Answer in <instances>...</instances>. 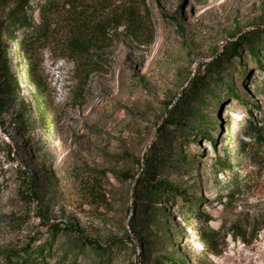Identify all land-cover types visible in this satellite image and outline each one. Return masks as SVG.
Returning <instances> with one entry per match:
<instances>
[{
    "label": "rangeland",
    "instance_id": "rangeland-1",
    "mask_svg": "<svg viewBox=\"0 0 264 264\" xmlns=\"http://www.w3.org/2000/svg\"><path fill=\"white\" fill-rule=\"evenodd\" d=\"M14 2L0 0V22ZM128 3L139 6L144 32L134 37L109 28L108 43L92 44V70L83 71L65 49L60 30L67 12L58 19L57 37L29 60L14 44L6 50L12 84L0 108V255L25 257L54 230L72 226L78 233L69 237L120 241L124 247L108 264H165L162 258L264 264V126L260 139L254 131L264 121V48H257L262 67L247 51L264 37V0H119L115 6ZM30 16L37 23V14ZM232 43L237 49L229 64L236 71L222 67L218 104L204 111L214 129L179 148L164 133V119L178 98L195 108L185 97L192 76L206 74ZM227 85L246 106L225 99ZM40 95L49 110L45 123L35 108ZM152 143L192 163L189 170L159 171L156 180L200 198L197 212L207 223L185 220L178 202L161 205L168 218L163 223L158 215L157 228L134 219L141 216L134 213L132 183ZM216 158L228 168L215 166ZM201 230L215 236L202 240ZM68 236L57 233L54 247Z\"/></svg>",
    "mask_w": 264,
    "mask_h": 264
},
{
    "label": "trees",
    "instance_id": "trees-1",
    "mask_svg": "<svg viewBox=\"0 0 264 264\" xmlns=\"http://www.w3.org/2000/svg\"><path fill=\"white\" fill-rule=\"evenodd\" d=\"M119 0H15L12 8L7 12L5 20L0 22V108L2 107L1 95L8 85L12 84V76L9 72L5 56L6 50L10 44H14V49L26 60L35 53L44 49L54 40L58 33V19L64 14H69V19L64 22L65 27L60 30L65 38V49L80 65L83 71L92 70L95 62L92 44H105L109 41L107 31L109 28L123 27L125 32L134 37H140L144 32V21L141 17L140 8L134 4H123L121 7L115 6ZM121 1V0H120ZM117 7V8H116ZM37 14V23H34L30 14ZM92 12L110 13L105 18H92ZM105 15V14H104ZM61 23V21H59ZM2 39H4L2 41ZM245 41H249L243 38ZM264 48V37L248 45L247 51L250 57L258 67H262L260 60L257 59V48ZM237 43H232L230 47L224 50L220 62L211 63L208 66V72L201 76L194 75L190 80L192 89L185 94L187 104L194 105L195 108L183 106L184 99L178 98L172 109L169 111L163 123L167 126L164 133L169 135L171 141L180 143L179 148L188 146L190 142H196L197 139L208 138L205 131H212L213 125H208V118L204 111L212 113V105H216L218 96L215 88L218 85V74L225 66L232 71L235 66L229 64V59L236 56ZM239 67L243 66L240 61ZM7 86H3V84ZM264 85V79H263ZM224 97L232 98L241 106H246L247 101L240 95L232 91L230 85L224 89ZM218 104V103H217ZM218 107V106H216ZM35 108L39 119L45 123L49 117V110L42 95L35 99ZM250 125V122L245 121ZM260 126L254 128L256 137L261 138V129L264 121L259 122ZM172 130L171 134L167 131ZM213 143L214 138H209ZM215 166L221 169H227L223 159L215 160ZM192 169V163L187 162L179 151L173 152L160 147L159 144L152 143L148 149V154L144 155L141 174L133 180L132 194L134 199V213L141 216L135 218L144 224L158 227V215H161L164 221L168 218L160 212L161 205L168 207L178 202L177 213L183 218H204V223L208 222L207 217L199 214L198 207L200 198L189 194L183 188L166 182L156 180V174L166 169ZM133 179V178H130ZM73 230L72 226H66L62 230H54L53 235L41 247L25 257L19 254L0 255L1 264H108L118 250L124 247L117 239L108 240L104 245L96 243L90 239L83 238L78 234L69 237ZM62 232L68 236L66 244L56 245L53 239L57 233ZM202 240H208L215 236L214 231H200ZM165 264H184L169 258H162ZM159 264V263H158Z\"/></svg>",
    "mask_w": 264,
    "mask_h": 264
}]
</instances>
